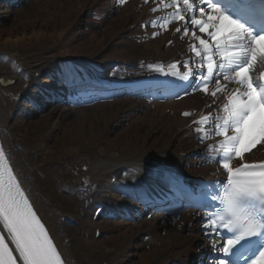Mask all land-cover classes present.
Wrapping results in <instances>:
<instances>
[{
  "label": "bare ground",
  "instance_id": "bare-ground-1",
  "mask_svg": "<svg viewBox=\"0 0 264 264\" xmlns=\"http://www.w3.org/2000/svg\"><path fill=\"white\" fill-rule=\"evenodd\" d=\"M158 4L0 0V140L66 264H187L197 251L211 254L212 242L196 233L201 215L138 217L133 198L120 191L223 174L202 158L214 141L198 143L193 131V119L216 107H206L209 96L166 103L118 97L68 110L50 104L78 67L127 78L149 63L167 67L188 57V38L174 34L176 24L141 27ZM246 158L264 160V145Z\"/></svg>",
  "mask_w": 264,
  "mask_h": 264
},
{
  "label": "snow or ice",
  "instance_id": "snow-or-ice-1",
  "mask_svg": "<svg viewBox=\"0 0 264 264\" xmlns=\"http://www.w3.org/2000/svg\"><path fill=\"white\" fill-rule=\"evenodd\" d=\"M159 4L162 7H153V13L172 11L141 27L168 30L176 24L174 34L188 38L192 58L167 68L160 63L147 67L190 85L193 94L209 96L207 108L216 105L192 121L198 143L214 141L207 143L208 155L202 158L226 174V180L216 182L208 193L213 207L200 220L202 235L214 247L218 244L213 264H264V160L246 158L264 145V71H260L264 0H159ZM151 35L155 38L159 32ZM181 66L185 71L179 70ZM230 84L235 87L229 88ZM22 183L0 146V225L14 245L9 247L0 235V264H65ZM120 191L125 198H135V189L125 186Z\"/></svg>",
  "mask_w": 264,
  "mask_h": 264
},
{
  "label": "rangeland",
  "instance_id": "rangeland-1",
  "mask_svg": "<svg viewBox=\"0 0 264 264\" xmlns=\"http://www.w3.org/2000/svg\"><path fill=\"white\" fill-rule=\"evenodd\" d=\"M102 211H103V210H102ZM102 211L99 212V213H102ZM91 232H92V229L88 228V229H87V233H91Z\"/></svg>",
  "mask_w": 264,
  "mask_h": 264
}]
</instances>
